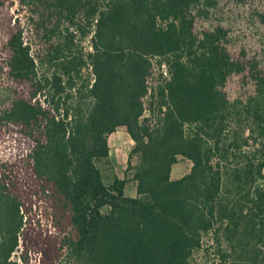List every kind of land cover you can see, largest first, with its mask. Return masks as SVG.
I'll return each instance as SVG.
<instances>
[{
	"label": "trees",
	"instance_id": "16d2710c",
	"mask_svg": "<svg viewBox=\"0 0 264 264\" xmlns=\"http://www.w3.org/2000/svg\"><path fill=\"white\" fill-rule=\"evenodd\" d=\"M0 82V264H264V0H0Z\"/></svg>",
	"mask_w": 264,
	"mask_h": 264
},
{
	"label": "rangeland",
	"instance_id": "374dc122",
	"mask_svg": "<svg viewBox=\"0 0 264 264\" xmlns=\"http://www.w3.org/2000/svg\"><path fill=\"white\" fill-rule=\"evenodd\" d=\"M16 5V4H15ZM16 7H13V9ZM23 12V11H22ZM247 34H252L251 30H245ZM257 38L261 36L260 30H257ZM255 34V33H254ZM260 35V36H259ZM76 47H74V53L79 54L81 51L83 54L91 50V38L87 36L84 39L75 38ZM37 44H33L36 47ZM42 71L49 70V65L40 66ZM160 73L166 76V67L162 65L158 69ZM80 79L78 82H83L89 78H92L90 67L85 65L82 67ZM7 96V89L5 85L0 82V106L5 101ZM109 143V155L106 158L97 160V166L100 169L102 178L105 184H110L115 177L125 180V193L130 195L133 192L135 183L132 180L133 166L136 164L135 156L131 155V150L134 145L133 140L127 134L124 127H119L117 131L110 135L108 138ZM191 161L187 158L179 156L178 162L172 167L171 178L176 179L182 175L188 173L191 168ZM105 210V209H104ZM225 243L222 242V246ZM218 245L215 242L213 233H208L204 236L202 248L196 252L195 261L196 264H216Z\"/></svg>",
	"mask_w": 264,
	"mask_h": 264
},
{
	"label": "crops",
	"instance_id": "0c3cea01",
	"mask_svg": "<svg viewBox=\"0 0 264 264\" xmlns=\"http://www.w3.org/2000/svg\"><path fill=\"white\" fill-rule=\"evenodd\" d=\"M135 195H136V188L134 187L133 192H131V194L129 196L130 197H135Z\"/></svg>",
	"mask_w": 264,
	"mask_h": 264
}]
</instances>
